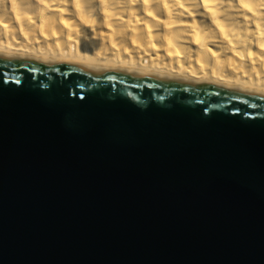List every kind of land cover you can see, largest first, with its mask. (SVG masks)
Segmentation results:
<instances>
[{
  "label": "water",
  "instance_id": "95a60500",
  "mask_svg": "<svg viewBox=\"0 0 264 264\" xmlns=\"http://www.w3.org/2000/svg\"><path fill=\"white\" fill-rule=\"evenodd\" d=\"M0 264H264V94L0 53Z\"/></svg>",
  "mask_w": 264,
  "mask_h": 264
},
{
  "label": "bare ground",
  "instance_id": "6f19581e",
  "mask_svg": "<svg viewBox=\"0 0 264 264\" xmlns=\"http://www.w3.org/2000/svg\"><path fill=\"white\" fill-rule=\"evenodd\" d=\"M0 53L264 94V0H0Z\"/></svg>",
  "mask_w": 264,
  "mask_h": 264
}]
</instances>
